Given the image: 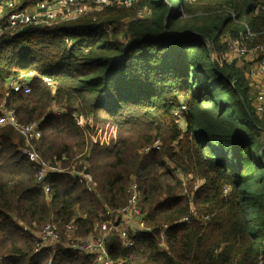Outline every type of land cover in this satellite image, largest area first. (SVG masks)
<instances>
[{
    "label": "trees",
    "instance_id": "1",
    "mask_svg": "<svg viewBox=\"0 0 264 264\" xmlns=\"http://www.w3.org/2000/svg\"><path fill=\"white\" fill-rule=\"evenodd\" d=\"M9 1L23 11L39 0ZM140 10L148 16L134 21ZM243 24L244 45L264 46V0H137L1 41L0 107L37 122L40 156L84 170L96 188L68 174L39 183L21 137L0 127V264H94L36 252V234L46 224L96 234L133 183L151 232L129 249L111 232L112 264H264V117L244 63L224 54ZM30 72L29 94L9 91Z\"/></svg>",
    "mask_w": 264,
    "mask_h": 264
},
{
    "label": "built area",
    "instance_id": "2",
    "mask_svg": "<svg viewBox=\"0 0 264 264\" xmlns=\"http://www.w3.org/2000/svg\"><path fill=\"white\" fill-rule=\"evenodd\" d=\"M136 3L137 0H39L32 9L15 11V2L0 0V42L8 40L27 27L48 28L52 25L74 21L114 6L132 8ZM229 13L234 18V15L231 12ZM147 16V12L140 10L136 12L132 19L134 21L141 20ZM243 27L245 28V35L240 33V39L230 37L226 39V51L224 54L228 61L232 58L239 60L249 59L255 64L256 72L262 77L263 83L254 86L257 91L253 101V108L256 115L264 117V46L253 49L246 47L243 41L252 38L253 34L249 31L246 24H243ZM106 31L110 33L111 29L107 28ZM35 76V73L30 72L27 75L10 79L7 87L12 92L29 94L31 92V80ZM41 79L47 86L52 87V81L49 78L41 77ZM184 109L182 107L181 110L183 111ZM175 115L180 119V112L175 113ZM3 126H11L21 137L24 143L21 153L34 166L36 179L39 183L43 182L49 175L68 174L73 177H79L80 182L85 185L89 192L95 190L96 183L89 173L84 170L76 172L73 169L62 168L59 163H50L40 156L35 146L37 140L41 137L37 122L22 125L13 111L0 107V127ZM158 147L159 142L157 141L153 146L144 148L143 152H149L151 149H157ZM128 193L129 197L126 205L114 212L107 210L105 216L108 220L99 226L96 234L92 233L84 239L75 237L70 231V226H68V231L63 237L56 225L46 224L36 234V252L44 248L52 250L63 248L82 256L92 257L94 264H112L106 247V242L111 232L118 234L121 246L124 249H129L134 245V237L138 234L151 232V228L142 220L141 212L138 208L139 193L136 183L129 187ZM189 212V215L181 218V223H188L189 216L194 214V209L191 207ZM23 230L27 232L28 228L24 226Z\"/></svg>",
    "mask_w": 264,
    "mask_h": 264
},
{
    "label": "crops",
    "instance_id": "3",
    "mask_svg": "<svg viewBox=\"0 0 264 264\" xmlns=\"http://www.w3.org/2000/svg\"><path fill=\"white\" fill-rule=\"evenodd\" d=\"M245 69L247 71V77L250 80L251 94L255 97L257 89L254 87L255 85H261L263 83L262 77L256 72L255 64L250 65L249 63L245 64ZM259 88V87H258Z\"/></svg>",
    "mask_w": 264,
    "mask_h": 264
},
{
    "label": "rangeland",
    "instance_id": "4",
    "mask_svg": "<svg viewBox=\"0 0 264 264\" xmlns=\"http://www.w3.org/2000/svg\"><path fill=\"white\" fill-rule=\"evenodd\" d=\"M32 9V8H31ZM82 18V17H81ZM80 19V18H79ZM76 20H78V19H76ZM76 20H74V21H76ZM69 22H71V21H69ZM66 23V22H65ZM242 62L243 63H245V64H247V63H249V64H253V61L252 60H242ZM175 113H177V112H175ZM180 127H182V124H180ZM160 145V144H159ZM199 185L200 184H197V188L199 187ZM129 189V188H128ZM194 189L196 190V186L194 187ZM127 192H128V190H127ZM129 194V193H128ZM249 215H250V213H249Z\"/></svg>",
    "mask_w": 264,
    "mask_h": 264
}]
</instances>
